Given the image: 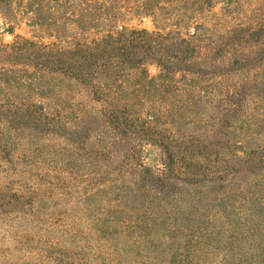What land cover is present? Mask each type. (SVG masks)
Instances as JSON below:
<instances>
[{
  "label": "rangeland",
  "instance_id": "obj_1",
  "mask_svg": "<svg viewBox=\"0 0 264 264\" xmlns=\"http://www.w3.org/2000/svg\"><path fill=\"white\" fill-rule=\"evenodd\" d=\"M98 1L120 11L119 25L183 36L197 30L203 47L224 40L213 55L207 48L191 51L187 57L192 53L201 64L188 69L205 71L197 77L205 86L212 87L213 80L218 91L237 87L242 92L235 95L234 89V97L216 100L206 93L202 101L188 102L153 90L154 95L129 102L131 114L121 105L119 127L99 117L78 136L71 134L74 115L64 117L65 128L50 119L16 123L17 134L0 144V198L10 203L0 208V264H63L66 259L67 264H172L176 253L195 264H264V210L253 216L241 192L249 194L259 180L264 182L256 176L258 166L248 162L264 155V0H209L205 5L165 0L160 21L129 14L136 0ZM60 6L45 7L43 20L51 16L74 23L68 18L74 17V7ZM16 9L15 25L0 15L1 43L19 34L57 41L48 34L51 28L32 22L35 13ZM92 23L99 28L89 30L99 36L112 21L105 16ZM143 62L157 76V64ZM177 65L181 86L185 72L190 78L200 75L180 68L186 67L182 62ZM147 111L156 113L145 120L161 134L149 136L127 125V115L148 118ZM4 126L0 122V132ZM167 136L178 140L171 144L180 154L174 173L163 182L146 177L137 183L133 165L139 161L155 169L161 163L155 140L168 142ZM132 152L140 156L129 165L125 154ZM189 160L200 175H185ZM140 219L147 222L139 225ZM138 226L143 227L141 238H135ZM198 231L207 232L211 246L196 257Z\"/></svg>",
  "mask_w": 264,
  "mask_h": 264
},
{
  "label": "trees",
  "instance_id": "obj_2",
  "mask_svg": "<svg viewBox=\"0 0 264 264\" xmlns=\"http://www.w3.org/2000/svg\"><path fill=\"white\" fill-rule=\"evenodd\" d=\"M136 1L134 5L129 6V14L138 12V14L154 15L157 16V21H160L157 14L160 6L166 3L165 0ZM189 1L192 0H185V2ZM194 1L202 5L209 3V0ZM54 3L67 9L74 7L71 11L75 19L68 17L74 23L58 21V19L53 21L51 16L43 20V9L50 8ZM16 7L23 13H35L36 15L32 17L35 21L32 22L45 27V30L51 28L48 34L54 36L57 41L46 43L40 37L36 39L19 34L12 42H0V122L5 125L0 132L1 145H5L3 139L7 135L11 138L15 136L16 131L13 132V130L17 128L16 123L25 119L34 121L50 119L55 122V125L59 124L65 128L61 123L64 117L68 119L74 115L76 125L71 134L75 136L80 135V131L84 128H93L91 121L99 117H108L110 122L119 127L121 117L118 111L121 105H125L131 114L133 109L129 102L154 95L153 90L160 92L162 96L169 93L188 102L202 101L206 93L208 99L216 100L226 94L234 97V89H236L235 95L242 92L241 88L237 87L234 89L222 87L220 89L225 91H218V87L212 84L213 80L209 81L213 88L210 85L205 86L204 81L201 83V80L197 78L205 75V71L200 73L198 70L188 69L201 64L194 54L191 53L190 57H187L191 51L196 53L200 48L203 53L204 48H207L213 55V51L225 43L224 40H214L203 47L201 44L204 40L201 38L200 31L197 30L193 34L183 36L181 33L172 35V32L164 33L160 30L149 31L144 28L119 25L120 11L98 0H0V15L9 19V22L14 25L17 24L18 19ZM105 16H109L112 23L106 24L105 29L97 33L99 36L93 35L89 27L96 28L97 25L92 22ZM77 22L78 24H75ZM69 30L74 34L69 35ZM256 56H259V53L251 56L250 61L258 59ZM143 58L157 64L159 67L157 76L150 75ZM174 58H176L175 61ZM190 58H193V61ZM207 58L212 59L209 55ZM178 62L185 64V68L180 67L185 71L194 72L193 74L197 72L200 75L190 78L185 72L183 74L185 85L181 86L176 76ZM246 83L243 82L241 86ZM202 93L204 96L201 95ZM79 97L81 99L77 100ZM146 114L148 118L142 114L134 115V117L127 115V125L136 127L137 130L149 136L155 132V135H158L160 131H154L151 122L147 121L156 113L147 111ZM167 139L168 142L160 138L154 139L155 145L161 148V163L159 162L155 169L143 162L135 163L137 156H140L137 152L125 154L126 159L131 161L129 165L135 163L133 172L137 175V183L146 177H150L154 183L163 182L164 177L174 173L176 169L174 160H179L180 154L171 144L178 140L170 136H167ZM106 149L109 151L108 148ZM258 156L253 155L248 162L254 167L257 165L259 169H255L256 176L264 178V167H260V163L264 161V155ZM190 161L186 166L188 170L185 171V175H200L193 170V164ZM92 184H98L96 187L102 188L99 187L101 182L93 181ZM162 186L164 185L160 187ZM254 187L248 190L249 194L242 188L241 192L246 196L243 198L246 209L256 216L264 210V182L259 180ZM153 188L156 189V184ZM9 204V201L0 198V208ZM144 222L147 221L140 219L137 224L141 225ZM138 228L135 238L144 236L141 233L143 227L138 226ZM198 232V237L195 239L199 247L196 246L192 253L196 257L200 254V250L211 246L207 232ZM50 258L58 260L54 255ZM67 263L68 259L63 262V264ZM172 264H195V261L189 259L185 262L182 255L176 253Z\"/></svg>",
  "mask_w": 264,
  "mask_h": 264
}]
</instances>
